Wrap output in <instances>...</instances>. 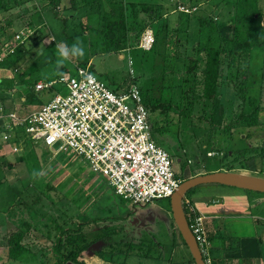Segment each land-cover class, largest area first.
Listing matches in <instances>:
<instances>
[{"label": "rangeland", "instance_id": "rangeland-1", "mask_svg": "<svg viewBox=\"0 0 264 264\" xmlns=\"http://www.w3.org/2000/svg\"><path fill=\"white\" fill-rule=\"evenodd\" d=\"M8 1L11 9L0 18V27L3 26L5 29L0 33V44H3L6 50L14 47L15 33H19L28 22V15L24 14L36 9L42 13H37L33 22L43 24L40 31L43 40L46 37L50 38L48 41L51 42L48 47L44 45L51 57L50 64L42 67L40 71L34 69V72L28 73V79L23 83L24 86H18L16 89L17 91L24 89L21 95L16 94L17 96L12 98L10 96L15 93L13 89L9 91L10 88H4L7 91L3 93L5 94L2 97L4 103H8V109L14 111L18 117H26L31 112L39 110L53 97L55 92L61 94L66 92L65 88L60 85H55L51 90L36 91L34 88L36 81L47 82L73 75L78 66L90 64L89 60H91L90 66L91 69L93 67L94 76L110 90L122 91L128 85L134 84L154 98H158L160 94L162 101L171 104V108L167 111H149L148 117L153 139L170 156L173 171L181 182L192 178L198 170L204 172L201 174L204 175L213 173L209 171L221 167L224 169L230 166L241 168L240 160L233 157L238 154V151L239 156H249L250 153L244 151L246 140L240 138L250 131L255 135L253 144L261 146L255 149L254 154L264 158V133L261 127H250L251 129L247 131H245L246 127H243L234 131L230 125L242 111L244 114H249L253 110L246 102L241 104L233 86L234 73H230L223 66L220 70L222 90L219 89L220 92L218 91L213 100H205L202 97L200 76L194 77L191 76L192 74H186V63L177 64L175 67L178 72L171 75V66H165L162 62L165 56L169 57V55L180 52V47L183 50L186 49V46L176 44L177 36H174V30L179 27L178 25L187 26L186 29H190L189 34L197 30L198 24L195 26L189 24L188 19L191 14L182 10L183 6L188 8L189 0H128L137 5L141 3L148 5L147 10H158L157 13L163 15L160 20L168 24L172 34L167 36L164 32L166 27L163 25L161 30V23L158 21L153 25L154 29L148 28L155 33V29L160 25L157 28L161 31H158L154 52H144L133 47L120 54L101 52L100 37L95 30L96 18L89 16L83 19L84 10L74 12L64 9L66 5L69 6L66 0H62L56 8L60 18H66V23L56 18L49 8L42 7V3L38 0ZM84 1L86 8L90 10L97 8V6L93 8L87 5L92 0ZM220 1H208L206 6L199 7L197 13L205 14L207 8L214 11V6ZM223 1V5L227 1L231 3L235 1L238 5L236 0ZM258 4L261 8L258 25L264 31V0H259ZM229 6L228 4L227 8H222L221 14L232 13ZM98 7L99 9L106 8L105 2L99 1ZM137 11L140 13L139 10ZM180 11L185 14H180ZM139 13H137V20L128 22V29L134 37L138 35L141 27L156 19L154 16H139ZM8 23L12 24L9 28ZM221 32L224 33V31ZM184 35L185 32L183 35L181 33L179 38L181 39ZM74 41L80 42L84 48V56L65 61L57 71L55 45L60 42L71 45ZM23 46L27 54L33 49L30 41L25 42ZM129 59L131 64H129ZM20 72L16 74L17 79ZM13 74L15 71H3L0 72V77L6 85H10V81L14 78ZM247 87L251 101L257 106L264 105V51L262 48L257 47L252 52ZM21 97L24 98L23 101L20 100ZM183 112H188L190 118L181 116L180 113ZM259 120H264V112ZM5 129L0 132V264H53L55 256L53 241L57 235L54 229L55 223L66 228L91 219H97L100 227L107 225L111 231H118L119 236L114 237L115 241L126 238L128 241H133L136 247V245L143 244L139 243L141 240L146 243L152 240L160 243L163 258L171 259L172 264H177L183 258L189 259V251L183 244L175 251L171 247L172 238L169 226L173 225L174 221L167 205L168 199L146 205H132L119 198L103 176L92 173L83 158L68 151L51 152L43 147L40 141H33L27 137L22 129L17 130L19 133L15 132L16 129L13 131H9L8 127ZM241 130L244 133L240 132ZM12 132L14 135H11ZM239 133H243V136ZM244 162L246 159L242 161ZM34 171L40 173V176L35 179L32 176ZM258 171L261 176L264 172V162L260 164ZM188 197L194 199L197 204L205 203L212 208L219 206V210L224 208L234 212L239 211V216L247 215L249 207L250 210L255 209L253 202L255 199L260 201L257 206L264 209L263 194L216 184L196 187ZM207 200H213V203L209 204ZM244 216L223 219L221 225L223 232L228 231L232 236L234 234L248 235L249 220ZM24 222L29 223L33 228L25 242L29 249H34V252L24 253L16 261H6L5 238L11 232L21 228ZM102 248H104L103 245L98 244L90 253L94 254V251ZM148 248L144 245L143 248L141 247L142 253L138 254L136 248L131 253L139 257L138 255L145 253ZM120 250L125 251L122 247ZM158 255L161 257L158 253H152L151 257L156 258ZM127 257L118 255L113 264H125L123 262ZM126 262V264H138L139 260L130 258ZM141 264L148 263L141 261Z\"/></svg>", "mask_w": 264, "mask_h": 264}, {"label": "trees", "instance_id": "trees-1", "mask_svg": "<svg viewBox=\"0 0 264 264\" xmlns=\"http://www.w3.org/2000/svg\"><path fill=\"white\" fill-rule=\"evenodd\" d=\"M38 1L42 3V7L49 8L56 18L61 19L64 23H66V18H60L59 14L57 13L58 10L56 9L62 0ZM99 1L102 0H92L91 3L87 4L93 8L97 6V8L90 10V8L85 7L86 3L84 0H66L69 6L67 7L66 5L64 9L74 12L84 10L82 18L89 16H94L96 18L95 30L98 33L97 35L100 37L101 52L105 54H120V52L131 50L133 47L137 48L142 33L149 27L154 29L153 25H155V23L158 21L161 23V26L159 25L160 29L163 28V25L166 27L164 32L167 33V36L172 34L168 24H164V22L160 20L161 16L163 15L157 13L158 10H147L146 8H148V5L144 3L137 5L128 0H103L105 2L106 8L99 9ZM189 1L190 4L188 5V8L184 6L183 8L188 10L189 14H191L188 19L190 21V26H195L198 24L197 30L191 31L189 34L190 29H186L187 26L183 25H178L179 27L175 28L176 30L173 29L175 32V34L173 33L174 36H177V46L182 44L183 47L186 46V49L183 50V48L180 47V52H178L180 54L177 53L175 55H169V57L165 56L162 61L163 64L165 66H171V75H173L178 72L177 67H175L177 64L186 63V74H192L191 76L194 77L200 76L199 82L202 88V97L205 100H213L216 97V94L221 88L220 70L224 66L227 71L234 73L233 76L235 78V82L233 83V86L241 104L244 102H246V104H251L252 98L248 96L247 87L250 60L252 57V52L255 48L259 47L264 51V31L258 25L260 24L259 15L261 11V8L258 4L259 0H253L254 2H251L252 0H236L238 5H236L235 1L233 3L227 1V3L223 5L224 1L221 0L217 5L214 6V11L207 8L205 14H198L197 10L201 5L206 6L210 0ZM228 4L230 5L229 8L232 10V13H227V15L221 14L223 10L222 8H227ZM9 5L10 2L8 0H0V18L3 16V14L7 13V10L11 9ZM137 10H139L140 13ZM37 13L41 14L42 12H38V9H36L33 12L24 14L28 15L27 26L34 33L25 30L26 33H28L27 38L21 44H18L12 53L6 54L0 61L1 73L3 71H16L17 66L21 64L24 56L27 55V50L23 46L25 42L30 41L33 48L39 46L42 43L43 36L40 32L41 26L38 25L41 23L36 24L33 22V18ZM137 13H139V16H154L156 19H154L150 24L141 27L140 31L137 33L138 35L134 37L132 32L128 29V22L137 20ZM180 14L185 13L181 12ZM11 25V23H8L7 27L9 28ZM157 28L155 29V33L152 30L154 34V44L151 50L148 52L155 51L159 34L158 31L162 30H157ZM4 30L5 29L3 26L0 27V33ZM221 31H224V33ZM183 32H185V35L180 39L179 36L181 33L183 35ZM4 48V45L0 44V53ZM187 48L190 49L188 50ZM29 53L30 52H28V54ZM90 70L93 72V67L92 69L90 68ZM0 81V106L6 110V103H4V99L2 98L3 96H1V94L7 92L4 89L6 87L10 88L9 91L14 89V82L12 80L10 81V85H6V82L2 79V77H0ZM139 90L143 97V102L148 114L149 111H167L171 108V104L169 102L161 100L159 97L160 94L158 95V98H154L149 96L146 91H143L140 88ZM260 112H264V105L255 107L251 113L246 115L242 111L238 114L237 119L231 122L230 125L232 128L257 127L260 125ZM180 114H182L181 116L189 117L188 112H183ZM237 155L238 156L235 158L239 160L242 157L239 156V151ZM244 166L245 164H242L241 162V167L243 168ZM192 190L193 189L189 190L186 193V196ZM167 205L170 212L169 199ZM130 213L131 212H129V214ZM97 221V219H91L85 223H79L74 227L66 228L58 223H55L54 229L57 232V235L53 241V252L55 254L53 264H86V254L98 244L103 245L104 248L94 251L93 253L100 259L111 263L114 262L118 255L129 257L130 255L134 254L131 253L134 248L138 249V254L142 253L141 247L143 248L144 245H147L149 248L145 253L138 255L139 257L145 259L152 258V253H158L157 251L160 247L158 242H153L151 240V242L149 241L146 243L145 241L141 242V240L139 243L143 244L136 245L135 247V243L133 241H128L126 238L124 239L125 241H115L114 237L119 236V232L111 231L107 225L100 227ZM187 221L190 224V219L187 218ZM32 230L33 228H31V225L24 222L21 228L11 232L5 238L4 246L6 249V261H16L22 256V254L34 252V249H29L25 242V239H27L29 233ZM121 247L124 248L125 251H121ZM119 250L120 252H118ZM156 258L159 259L161 257L158 255ZM192 262L194 263L193 259Z\"/></svg>", "mask_w": 264, "mask_h": 264}, {"label": "built area", "instance_id": "built-area-1", "mask_svg": "<svg viewBox=\"0 0 264 264\" xmlns=\"http://www.w3.org/2000/svg\"><path fill=\"white\" fill-rule=\"evenodd\" d=\"M27 36L25 30L16 34L14 47L4 48L0 61ZM153 44L154 34L146 29L137 48L148 52ZM90 68V64L78 66L73 75L36 83V91L60 85L66 92H55L48 103L26 117L9 113V129L22 128L27 137L40 141L51 152L68 151L83 158L92 173L103 176L114 193L132 205L169 199L181 181L170 156L152 137L139 88L131 84L112 91ZM183 211L205 264H211L204 217L195 213L187 199Z\"/></svg>", "mask_w": 264, "mask_h": 264}, {"label": "crops", "instance_id": "crops-1", "mask_svg": "<svg viewBox=\"0 0 264 264\" xmlns=\"http://www.w3.org/2000/svg\"><path fill=\"white\" fill-rule=\"evenodd\" d=\"M83 19H81V21ZM40 26H41V28H40V31H41L43 24L41 23ZM23 30L32 32V30L27 26V24H25ZM32 33H34V32H32ZM45 38L39 46L32 49V51L29 53V55L28 54L25 55L21 64H19L17 66L15 74H13L14 89L12 91H14L15 93H13L10 97L15 98L17 95H21L23 93L24 89H19L18 91L16 89L18 86L19 87L24 86L23 83L25 80L28 79L27 78L28 73L34 72L35 70L40 71L43 69L42 67L50 64V62H51L50 58L51 57H50V54L45 49V46L47 45V47H48V45H50L51 42L48 41L50 38H48V39L47 38L45 39ZM51 40H52V42L54 41L53 38ZM89 62L91 64V60H89ZM20 67H21V69H20ZM20 70H21V72H20ZM18 72H20V75H18L19 77L17 79L16 74ZM57 79H59V78H56V80ZM19 81H21V82H19ZM41 81L38 80V81H36V83L41 82ZM50 81H53V80H50ZM50 81H47V82H50ZM221 90H222V88H221ZM219 92H220V90H219ZM1 96H5V94H1ZM20 100L23 101L24 98L21 97ZM248 105L253 110L255 107H257V105H255L254 102H252L251 104H248ZM258 106H260V105H258ZM8 108H9L8 103L5 104L6 110H4L3 107L0 106V117H3L2 119H0V132L5 131L6 130L5 128H7V127L9 128L10 126H12L11 123L9 124L10 121L7 118V115L11 112H13V113H15V112L12 110H9ZM7 109L9 110L8 112H7ZM36 111H38V110H36ZM34 112H31L30 114H32ZM262 113L263 112H260L259 117ZM30 114H28V115H30ZM28 115H26V116H28ZM259 121H260L259 127H261V131H262V133H264V125H263L264 120L263 121L259 120ZM11 128H13V127H11ZM15 129H16L15 132H17V130L20 131L22 128H15ZM240 129L241 128H239V130ZM247 129H251V128H246L245 131H247ZM233 130L235 131V130H237V128H233ZM9 131H11V130H9ZM19 131L17 133H19ZM240 132H243V131L241 130ZM243 133H239V134L241 136H243ZM262 133H260V134H262ZM11 135H14V132H12ZM14 137H12V139ZM254 137H255V135L252 133V131L246 133L242 138L239 137L241 140L245 139L249 143V144H247V142L244 140L246 143V145H245L246 149H244V151L245 152L248 151L250 153L249 156L241 157L239 159L240 162H242V161H244V159H246V162L242 163V164H245V166L243 168L230 166L228 169H224L223 167H221V168H218L216 170L209 171V172L228 171V172L241 173V174L259 177V178L264 179V172L260 176L259 175L260 171H258V169L260 168V164H262L264 162V158L262 156L258 157L257 155L254 154L255 149L261 147V146H259V144H253ZM236 156H238V155H234L233 158H235ZM240 162H238V163L236 162V163L240 164ZM203 173L204 172H201V171L199 172V170H198L193 175V177L197 176V175H201ZM218 186H221V185H218ZM230 188H232V187H230ZM236 189H238V188H236ZM239 190H242V189H239ZM244 191H246V190H244ZM249 192H251V191H249ZM252 193H257V192H252ZM189 194L190 193H188L187 196L185 194V198H187V200L190 202L195 213L200 214L204 217V226H205L206 233H207V236H208V239L210 242L211 264H264V209H262L260 206H257L260 203V201H258L257 199L253 200V202L255 203V209L250 210V207H249L248 208L249 212L247 213V215H245V216L243 215L244 217L248 218V220H249V223L247 225L248 230H249V234L243 235V234H239L236 231V233H238L239 235L234 234L232 236V234L229 233L228 231L223 232V226H221L223 223L222 220L226 219V218H231L233 216L243 217V216H239L238 210H237L238 212H234L233 210H226L224 208L219 210V206L212 208V206L207 205L205 203L204 204H197L194 199L192 200L190 197H188ZM259 194H263V193H259ZM207 202L208 203L210 202L209 204H211V203H213V200H207ZM223 217H225V218H223ZM169 233H170V237L172 238V241H171L172 246L171 247L173 248V251L178 249V247H180L181 244L184 245V242H183L181 236L179 235L177 228H176V226H174V224L173 225L171 224L169 226ZM185 247L187 248V246H185ZM160 248H161V245L158 249L159 251H157L158 254L161 255V258H159V259H156V258L145 259L142 257H135L134 255H132V256L127 257L123 263L126 264L127 263L126 260L132 258L136 261L139 260L138 264H141V261H146L148 264H172L173 262H170L171 259L166 260L163 258V254H162L163 250ZM87 254L88 255H86V258H85L86 264H108L109 263V262H106V261L100 259L95 254H91L90 252H88ZM188 254H189V259L183 258L182 261L177 262V264H184V263L195 264L192 262V256H191L190 252ZM113 263H111V264H113Z\"/></svg>", "mask_w": 264, "mask_h": 264}, {"label": "water", "instance_id": "water-1", "mask_svg": "<svg viewBox=\"0 0 264 264\" xmlns=\"http://www.w3.org/2000/svg\"><path fill=\"white\" fill-rule=\"evenodd\" d=\"M210 184L264 194V179L235 172L217 171L204 175H197L181 182L178 189L169 198L170 210L177 231L187 246L195 264H205V262L185 218L182 199L189 190L201 185Z\"/></svg>", "mask_w": 264, "mask_h": 264}, {"label": "clouds", "instance_id": "clouds-1", "mask_svg": "<svg viewBox=\"0 0 264 264\" xmlns=\"http://www.w3.org/2000/svg\"><path fill=\"white\" fill-rule=\"evenodd\" d=\"M55 49H56V56H57L55 67L57 71L63 66L65 61H68L70 59L81 58L85 54L84 48L78 41H74L71 45L67 44L66 42H60L55 45ZM32 176L35 179L40 176V173L34 171ZM184 199H187V198H185V196L183 197L182 206H183Z\"/></svg>", "mask_w": 264, "mask_h": 264}]
</instances>
